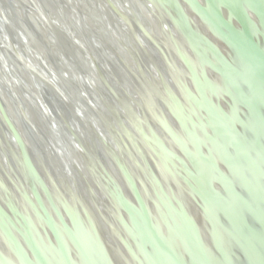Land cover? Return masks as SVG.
I'll return each instance as SVG.
<instances>
[{"label": "water", "instance_id": "obj_1", "mask_svg": "<svg viewBox=\"0 0 264 264\" xmlns=\"http://www.w3.org/2000/svg\"><path fill=\"white\" fill-rule=\"evenodd\" d=\"M22 1L0 0V264H264V0H119L130 18L100 0ZM67 5L100 38L62 34ZM31 44L83 86L82 152Z\"/></svg>", "mask_w": 264, "mask_h": 264}, {"label": "bare ground", "instance_id": "obj_2", "mask_svg": "<svg viewBox=\"0 0 264 264\" xmlns=\"http://www.w3.org/2000/svg\"><path fill=\"white\" fill-rule=\"evenodd\" d=\"M102 3H103V6H104V8L106 9V10H108V11H110V9H113L114 11H115V13H117L118 14V16L120 15H122L124 18H127V17H129V10L128 9H126L125 7H123V6H121L120 5V3H119V0H100ZM58 2H61L60 0H58ZM22 4H23V8L25 9V8H27L28 7V2L26 1V0H24V1H22ZM66 5V4H65ZM60 6H62L61 5V3H60ZM66 9H65V14L67 15L65 18H66V20L68 21V24H61L60 26H61V28L59 29L60 30V32L62 33V34H65L66 36H71V32H70V29H69V27L71 28V30L73 31L74 29H73V27H72V24L74 23V24H80V23H85V19H86V17H85V15L81 12V11H79V10H77L76 8H72L71 6H64ZM76 10V11H75ZM130 18V17H129ZM231 18H232V16L231 15H229V17L227 18L226 17V19L228 20V21H230L231 20ZM57 19V18H56ZM58 20V19H57ZM78 24V25H79ZM78 25H76V30H74V31H76L77 32V34L78 35H83L82 36V38L83 37H87V36H89V41L90 42H95L94 40L97 38V37H99V35L97 34V33H95L94 31H92V30H84V29H87L86 27H84V29H83V26L81 27V24L79 25L81 28H82V30L84 31H82L79 27H78ZM85 25V24H84ZM4 26H5V32L4 33H2V37H0V44L2 45V43H1V41L2 42H4V38H6V34H9V32H11L12 30H11V25H10V23H8L5 19H4ZM146 26H148V25H146ZM147 29H150V28H148L147 27ZM73 31V32H74ZM86 31V32H85ZM146 32H147V36L150 38V39H153V38H160L161 39V35H160V33L159 32H155V31H149V30H146ZM83 33V34H82ZM122 34V33H121ZM123 35V34H122ZM48 37L49 38H51V33L48 35ZM100 38V37H99ZM101 38H102V36H101ZM7 39V38H6ZM5 39V41H6V44H7V46L8 47H10V44H9V42L7 41ZM48 40V39H47ZM103 40V39H102ZM5 43V42H4ZM103 44L105 45V46H103L104 48H108V42H105V41H103ZM32 45V44H31ZM3 46V45H2ZM37 51H38V53L40 54V55H36L34 52L32 53V57H31V61L33 62V63H35V66L37 67V69L40 71V73H42L44 76H47V77H45L46 78V80L48 81V82H54L55 84H56V87H57V90L60 92V94H61V96L62 97H64V99H65V101H67L66 103H69V105H71V104H73L74 105V112L78 115V117H77V121H80L81 123V125H80V127H81V130H80V135L78 136V135H75L76 136V138L75 137H72V139H73V142H75V146H73V145H71L70 147H71V149L74 151V152H82V148L83 147H85V144H87V145H91L90 143H91V141L89 140V136L87 135V132L85 131L86 130V128L87 127H90V128H92V129H95V127H94V124H93V122H92V120H91V115L89 114V112H87L84 108H83V106H82V101H84L83 100V98H82V96H80V92L79 91H83L82 89H83V86L81 85V84H78V82H77V80L74 78V77H72V75L70 74V72H69V70L65 67V65L63 64V61L59 58V57H57V58H51L50 57V54H54L55 53V49L53 48V46H51L50 44L49 45H47V46H45V47H40V49H38L39 47L38 46H36L35 44H33L32 45ZM57 46V45H56ZM38 47V48H37ZM20 51V54H21V56H24L23 55V53H24V50L23 49H20L19 50ZM22 51V52H21ZM54 52V53H53ZM5 53V52H4ZM60 53V55H61V51H60V48L58 49V51H57V53L56 54H59ZM75 53L76 54H78L77 53V50L75 49ZM25 54V53H24ZM41 58H39V57ZM55 57H56V55H55ZM22 58V57H21ZM23 60H25V62L29 65L30 63L25 59V58H22ZM97 60V59H96ZM62 62V63H61ZM110 62V66L113 68L114 67V62H116V61H113V60H110L109 61ZM63 65V67H64V72H66V74H67V76L69 77L70 75H71V80H69V83L67 84L68 86H70V89H71V92L73 93V95H72V98H70V96L66 93V92H68L67 90L68 89H65V87H64V82H65V79H63L62 78V76L61 75H59V73H57L58 71H57V69L55 68L56 66H58V65ZM46 67L52 72V73H57L58 75V77H59V80H60V82H57L56 80V78L53 76H50V75H47V70H46ZM70 69V71H71V68H69ZM45 70H46V72H45ZM54 71V72H53ZM80 82H82V80H80ZM15 83H17V82H15ZM66 83V82H65ZM33 84V83H32ZM32 84H26V83H24L23 82V85H21L20 83H18V85H17V88L18 89H20V91H23L25 94L27 93V92H29L30 91V93L31 92H33L32 91V87H33V85ZM31 85H32V87H31ZM153 85H155V84H153ZM150 86L149 85V87L151 88V90H150V94L152 95V98L155 96V97H157V99H159V101H160V99H162V97H164V94H163V92H162V90L161 89H159V87H154V86ZM34 86H35V84H34ZM156 86V85H155ZM27 91V92H26ZM36 91H37V95H36V97H38L39 99L40 98H42V96H44L38 89H36ZM34 93V92H33ZM67 97H66V96ZM163 95V96H162ZM45 97V96H44ZM136 98V100H137V102H136V104H137V106H140V104L141 105H143V103L141 102V98H139V97H135ZM47 101H48V99L47 98H45ZM80 99H82V101L80 100ZM40 101L42 102V99H40ZM46 101V102H47ZM57 102H59V101H57ZM87 102H88V100H87ZM58 104H60V103H58ZM62 105V106H61ZM61 105H59V107L60 108H62L61 109V111L64 113V114H66L65 113V107L66 106H64L63 105V103H61ZM134 107V106H133ZM126 109H127V111L129 112V106H127L126 105ZM66 110H67V107H66ZM95 110H96V113L98 112V113H100L101 111L99 110V109H97V108H95ZM94 110V111H95ZM68 112V111H67ZM81 114V115H80ZM47 115H48V121L50 120V122H51V124L53 125V128H54V131H57V130H60V122L61 121H59V119H58V116H59V113L57 112V115L55 114H52L51 116L47 113ZM95 115V114H94ZM59 122V123H58ZM62 123H63V121H62ZM133 129V128H132ZM134 130V129H133ZM137 133H139V132H137ZM77 134V133H76ZM142 143H143V141H141ZM144 144H145V142H144ZM143 144V145H144ZM147 146V145H146ZM162 166H164V165H162ZM164 169V170H163ZM162 171H163V174H165V173H167V170H166V168L165 167H163L162 168ZM165 171V172H164ZM91 178H93L92 176H91ZM24 193H21V194H19V195H14L16 198H20V199H26V197L23 195ZM26 219H29L28 217H26ZM30 220V219H29ZM28 220V221H29ZM27 221V222H28ZM32 222V221H31Z\"/></svg>", "mask_w": 264, "mask_h": 264}]
</instances>
